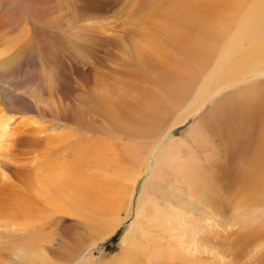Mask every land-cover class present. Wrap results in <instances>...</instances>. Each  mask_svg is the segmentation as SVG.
<instances>
[{"label":"bare ground","instance_id":"obj_1","mask_svg":"<svg viewBox=\"0 0 264 264\" xmlns=\"http://www.w3.org/2000/svg\"><path fill=\"white\" fill-rule=\"evenodd\" d=\"M103 19L106 23L97 29L106 63L101 78L85 92L72 93L71 100L53 95V78L45 95L25 91L35 108L70 119L79 129L49 124L33 114L11 113L0 102V264H61L47 257L50 246L44 232L63 219L73 221L78 236L83 226L92 230L96 236L89 244L108 237L129 214L132 188L142 174L147 177L119 252L102 261L93 253L84 255L82 248L72 262L231 264V227L242 237L241 226L256 215L254 211L264 210V0H125ZM55 20L63 24L59 13ZM5 59L0 57L1 65ZM137 65L152 67L161 83L179 90V95L192 88L201 94L202 85L212 87L224 79L215 94L185 119L196 117L222 91L230 92L182 136L170 138L169 129L181 124L171 118L177 107L148 104L157 99L162 86L154 84L147 91L134 71ZM215 67L219 74L213 72ZM113 72L121 75L119 82L112 80ZM234 98L244 102L229 115L217 114L216 104L234 105ZM179 100V96L173 99ZM141 111L147 112L144 118ZM208 114L218 115L215 122L220 127L213 131L217 139L209 144L206 138L211 132L200 123ZM83 124L105 136L111 127L122 132L129 128L131 140L151 134L154 141L138 168L129 142L83 134ZM233 144L248 152L238 169L224 168L217 180L218 161ZM149 157L152 166L147 164ZM90 176L105 181L113 177L117 187L111 199L90 196ZM171 179L180 189L174 208L153 215L155 198ZM197 194L200 199L195 202ZM192 212L198 220L192 219ZM212 251L217 255L210 256Z\"/></svg>","mask_w":264,"mask_h":264},{"label":"rangeland","instance_id":"obj_2","mask_svg":"<svg viewBox=\"0 0 264 264\" xmlns=\"http://www.w3.org/2000/svg\"><path fill=\"white\" fill-rule=\"evenodd\" d=\"M124 1L0 0V57H6L4 65L0 64V102L3 107L6 108L5 106H7L6 109L9 112L17 115L23 113L33 114L40 121H45L49 124L59 123L60 127L65 125L79 129L70 119H58L47 112L41 111L39 108H35L25 91L27 89L29 92L36 90L45 95L48 80L53 78L51 80L53 95L60 96L64 100H71L74 97L72 93L77 92L79 89H84L85 92V88L94 83L97 77L106 73V69L103 67V64L106 63H103V53L97 39V29L100 25L103 26L106 23V19L103 18L115 13V10H118ZM57 13L60 14L63 24H58L55 20ZM247 42V40L243 42L242 46H245ZM232 47L238 46L233 45ZM134 71L139 74L140 82L147 91L154 84L162 86V89L156 92L157 99L148 101L151 107L162 108L166 105H176L177 112H174L171 118H176L181 124L174 125L169 129L170 138L182 136L187 129L205 115L206 110L213 103L215 104L218 98L230 92L228 89L222 91L211 103L209 102L210 104L206 103V109L198 112L196 117L185 119L189 113L200 106L201 102L206 100L211 94H215V87L223 82L224 79L212 87L202 85L201 88L204 90H201V94L198 93V88H192L183 91V94L179 95V90L171 91L170 86H165L161 83L160 76L154 73L152 67L137 65L134 67ZM213 72L219 74V67H215ZM47 75L51 78L49 79ZM112 75L114 76L113 81L119 82L120 80L117 78H122L121 75L114 72ZM214 80H217V78H214ZM199 81L198 79L195 83ZM176 96H179L180 100L175 103L173 99ZM261 96L264 99V94ZM234 101V105L224 102L219 105L216 104L217 114L229 115L238 105L244 102L236 98H234ZM83 103H85L84 99ZM127 106V103H123L124 108ZM182 114L183 116L180 119ZM146 115V111H141V118ZM85 116L86 118L90 117L87 114ZM217 117L218 115L216 114H208L205 120L200 122L204 124V130L211 132V135L206 138L207 144L217 139L213 133L215 129L220 128L218 122H215ZM83 134H91L97 139L116 140L118 138L120 144L129 142L130 147L136 151L138 156V168L141 167V159L145 155L148 145L154 141L151 134L140 136L135 141L131 140L127 136L129 128L122 132L111 127V131L108 133L109 136H105L90 124H83ZM247 152L246 147L233 144L230 150L222 153V159L218 161V169L215 171L214 177L219 180V174L226 167L238 169L243 162V156ZM121 156L123 157V153ZM153 163L154 160L149 157L147 164L152 166ZM138 172L139 170L137 169L136 173ZM146 177L145 174L140 175L132 188L133 194L127 217L112 234L103 240L93 242L91 243L92 245L89 244V241L95 239L96 234L86 228V226H83V233L78 236L80 230L71 219H63L52 230H45V243L50 246L46 250L49 260L52 262L58 261L61 264H72L77 253H81L82 248L83 254L93 253L96 256L95 258L102 261L111 259L114 254L119 252L120 242L135 217L137 197L142 190ZM83 181H87L84 174ZM88 181L90 196L98 200L111 199V192L117 187L113 177L111 180L105 181L101 177L90 176ZM200 194L195 196V202L200 199ZM179 195L180 189L174 184V179L169 180L155 198L153 215H158L161 210L174 208L175 199ZM206 201L207 199L205 198L204 202ZM254 212L256 215L250 216L246 225L243 224L241 226L243 230L242 237L235 235L237 230L235 226L231 227L230 255L228 257L231 260V264H264V210H256ZM124 213L125 209L123 208L120 210L121 217L124 216ZM192 214L193 220L199 219V216L194 212ZM70 236L72 239H70ZM83 242L84 245L87 242V247L83 245ZM212 255H217V251L210 252V256ZM76 263L80 264L81 260Z\"/></svg>","mask_w":264,"mask_h":264}]
</instances>
